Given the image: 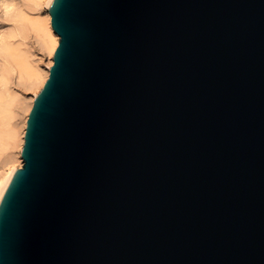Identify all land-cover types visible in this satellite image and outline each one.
Segmentation results:
<instances>
[{"label": "water", "instance_id": "obj_1", "mask_svg": "<svg viewBox=\"0 0 264 264\" xmlns=\"http://www.w3.org/2000/svg\"><path fill=\"white\" fill-rule=\"evenodd\" d=\"M49 13L0 264H264V0Z\"/></svg>", "mask_w": 264, "mask_h": 264}, {"label": "bare ground", "instance_id": "obj_2", "mask_svg": "<svg viewBox=\"0 0 264 264\" xmlns=\"http://www.w3.org/2000/svg\"><path fill=\"white\" fill-rule=\"evenodd\" d=\"M51 1L26 0L16 8L13 7L14 2H5L7 9L13 8L6 16L11 23L9 29L0 33V157L4 152L17 149L22 159L21 150L29 113L54 63L53 56L60 38L52 26L49 13ZM36 42L42 50L46 49L50 53L51 62L46 69L41 66L40 58L36 55ZM26 91H34L27 109L23 96ZM24 111L25 118L21 120ZM1 161L7 160L3 158ZM22 165L23 159L20 165L0 170V198L7 180Z\"/></svg>", "mask_w": 264, "mask_h": 264}, {"label": "rangeland", "instance_id": "obj_3", "mask_svg": "<svg viewBox=\"0 0 264 264\" xmlns=\"http://www.w3.org/2000/svg\"><path fill=\"white\" fill-rule=\"evenodd\" d=\"M7 1L14 2L15 5L13 7L16 8L18 6H21V4H23L26 0H0V33L6 29H9V27L11 25V23L7 21L6 16L9 12L12 11L11 8H13V7H10L9 9H7L6 4H5V2L8 3ZM35 46H36V48H38L36 50V55H37V57L40 58V64L43 68L46 69V66L49 65L51 62L50 53L46 49L42 50V47H40L39 43H37V42L35 43ZM1 61H2V58L0 57V62ZM33 92L34 91H26V92H24L25 94H23L24 106L26 107V109L29 107V105L31 103V98L33 96ZM25 114H26V112L24 111V113L21 116L23 118H20L21 120H23L25 118ZM3 158H4V160L6 159L7 161L2 162L1 160H3ZM21 162H22V159H21L20 155L17 153V149L9 150L7 152H4L0 157V165L2 163V166L3 165L5 166V167L0 166V170L3 171L2 169L5 170L7 167H10L13 165H15V166L20 165Z\"/></svg>", "mask_w": 264, "mask_h": 264}]
</instances>
